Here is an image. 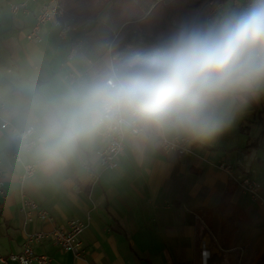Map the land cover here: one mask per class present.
Returning a JSON list of instances; mask_svg holds the SVG:
<instances>
[{"label":"clouds","instance_id":"obj_1","mask_svg":"<svg viewBox=\"0 0 264 264\" xmlns=\"http://www.w3.org/2000/svg\"><path fill=\"white\" fill-rule=\"evenodd\" d=\"M264 98V0L192 9L147 39L0 70V169L56 185L210 143Z\"/></svg>","mask_w":264,"mask_h":264},{"label":"crops","instance_id":"obj_2","mask_svg":"<svg viewBox=\"0 0 264 264\" xmlns=\"http://www.w3.org/2000/svg\"><path fill=\"white\" fill-rule=\"evenodd\" d=\"M3 1L21 0H0V9ZM47 1L39 0L30 14H22L16 21H0V70L19 68L34 61L55 66L65 60L70 44L55 39L57 31L53 24L43 27L45 39L40 43L31 42L20 29L19 34L15 32L18 27L30 32ZM110 22H114L112 16ZM92 25L87 33H78L84 40L81 51H92L99 43L108 41L107 32L102 31L104 25L96 20ZM221 149L226 157L215 158ZM153 158L161 162V167L157 171L152 169L155 180L150 187L139 182L141 163L125 166L129 178L122 180L123 177L114 174L107 184L102 183L103 176L119 169L103 172L97 183L91 178L70 176L56 185H25L4 171L7 195L0 196V256L20 251L27 233L51 228L40 221L25 223L22 190L55 216L57 222L73 216L87 222L82 238L88 252L79 264H153L154 259L157 264H193L197 242L202 256L204 250L211 256L213 239L218 242L220 254L222 250L244 253L251 232L250 228L241 230V225L262 216L264 189L259 203L255 202L240 188L238 178L249 173L264 182V98L253 102L227 131L209 144H194L190 154L159 153ZM210 159L228 161L234 166L233 172L211 165ZM224 197H230L251 218L238 222L234 240L227 248L222 247L219 209ZM258 231L263 233L264 227ZM34 249L37 254L50 257L51 264L74 262L73 256L51 243L36 244Z\"/></svg>","mask_w":264,"mask_h":264},{"label":"built area","instance_id":"obj_3","mask_svg":"<svg viewBox=\"0 0 264 264\" xmlns=\"http://www.w3.org/2000/svg\"><path fill=\"white\" fill-rule=\"evenodd\" d=\"M38 1H13L10 3V10L15 15H28L32 12V7ZM50 23L55 27L59 38L70 42V56L81 51L84 44L83 39L77 36L76 32L90 25L89 20L77 23L72 19H66L60 0H48L40 8L36 21L27 34V38L34 43L42 42L44 37L42 34L43 27ZM193 149L194 144L187 148H178L174 152L178 155H185L192 153ZM209 162L211 165H218L219 168L227 172H233L234 166L226 160L217 162L215 159H210ZM108 170H117V168H105L91 179L94 183H97L103 172ZM238 184L252 200L258 201L262 197L264 182L258 181L249 173L243 174L238 178ZM6 195L7 189L4 183V170L0 169V196ZM21 211L25 216L26 224L40 221L45 224H50L51 228L27 233L21 250L7 256H0V262L5 264L9 262H14L15 264H51L50 257L46 254H37L35 252L34 246L42 243H51L63 252L73 256V264H79V260L87 254L88 250L82 238L86 229V223L80 217L73 216L63 222H57L48 210L43 208L39 202L27 195L23 190L21 191ZM203 252L205 253L206 250Z\"/></svg>","mask_w":264,"mask_h":264},{"label":"trees","instance_id":"obj_4","mask_svg":"<svg viewBox=\"0 0 264 264\" xmlns=\"http://www.w3.org/2000/svg\"><path fill=\"white\" fill-rule=\"evenodd\" d=\"M110 2L113 5L111 16L120 25V34L116 38L124 37L129 40L147 39L150 33L166 28L175 19L186 14L188 8L187 0H160L148 12L134 0H60L65 18L75 22L96 20ZM219 209L222 212V247L227 248L234 240L238 222L250 221L251 218L230 197L221 200Z\"/></svg>","mask_w":264,"mask_h":264},{"label":"rangeland","instance_id":"obj_5","mask_svg":"<svg viewBox=\"0 0 264 264\" xmlns=\"http://www.w3.org/2000/svg\"><path fill=\"white\" fill-rule=\"evenodd\" d=\"M135 2H138L142 7L143 10H146V12L149 11V8H151L154 4H156L158 1L160 0H134ZM165 2H169L172 0H163ZM215 1L217 0H187V4H188V8H187V12L191 11L194 8L197 7H201V6H210L213 3H215ZM124 3V1H122ZM226 0H219V3H225ZM3 5H1V9L2 11H0V21H3L4 19L7 21H16V18H19L21 15H15L11 12L10 10V2L7 1H3ZM107 9L103 12L102 14H100L101 16L98 17L96 19V22H101L104 26L102 31H106L107 32V40H112L114 38H116L119 34H120V25L116 24L115 22H110V16H111V10H112V2H110L107 5ZM3 13V14H2ZM4 15V16H3ZM90 21V25H87L85 28H81L80 30H78L76 32V35H78V33L84 34L87 33L88 31H90L91 27L93 26L92 24L94 23L95 20L93 19H86L84 21ZM98 20V21H97ZM83 22V21H80ZM77 22V23H80ZM19 29L22 31V33L25 34V36L28 34V30L22 27H18L16 29V33L19 34ZM56 31V30H55ZM55 39L58 42H65L67 44V42L69 41H65L61 38L58 37L57 32H55ZM2 36H0V44L2 42ZM80 37V36H79ZM82 38V37H81ZM27 39V38H26ZM45 39V37H44ZM83 39V38H82ZM28 40V39H27ZM30 41H26V43H29ZM84 43V40H83ZM70 44V42H69ZM84 46V44H83ZM83 48V47H82ZM82 50V49H81ZM70 56L69 50H67L65 52V59H67ZM209 144V143H208ZM214 155V154H212ZM215 158L217 159H222L224 157H226L225 154V150L221 149L218 150V154L214 155ZM141 181H139L142 186H147L150 187L151 184H153L154 182V176L152 172V169L154 171H157L160 169L161 167V162L157 161L156 159L154 160V158L152 157L151 159H148L144 162L141 163ZM119 175V177H123L122 180L124 178H129L130 174L127 171V169L125 167H123L122 169H119L117 171V173H113V174H105L103 176L102 179V183L103 184H107L110 180V177H112L113 175ZM256 175H259V172H256ZM258 179V178H257ZM145 189H147L145 187ZM249 196V195H248ZM250 197V196H249ZM251 199V197H250ZM252 200V199H251ZM254 201V200H253ZM257 202V201H255ZM259 203V200H258ZM262 218H264V206L262 207ZM55 217V216H54ZM260 217L255 218L254 221H252L250 224H243L241 225V230H245L247 228H250V237L249 239L246 241L248 242L245 252L243 253V251H234V252H228L227 250H222L221 254L218 251V242L213 239L211 244H210V248H212L214 250V254L212 253V255L210 256L208 263L210 264H236V263H241L242 264H264V243L262 241V239L264 238V232L261 233L258 230L264 227V219H260ZM59 220V219H58ZM84 222L87 224V222L84 220ZM203 256H202V250H201V246L200 244L197 242L196 244V257L193 260V264H202L203 263ZM244 259V261H242ZM158 261L157 260H153V264H157Z\"/></svg>","mask_w":264,"mask_h":264},{"label":"bare ground","instance_id":"obj_6","mask_svg":"<svg viewBox=\"0 0 264 264\" xmlns=\"http://www.w3.org/2000/svg\"><path fill=\"white\" fill-rule=\"evenodd\" d=\"M203 257H204L203 264H207L208 263L207 259H209L210 257V252L208 250H206L205 253L203 252Z\"/></svg>","mask_w":264,"mask_h":264}]
</instances>
